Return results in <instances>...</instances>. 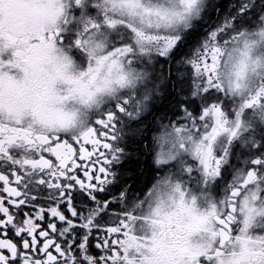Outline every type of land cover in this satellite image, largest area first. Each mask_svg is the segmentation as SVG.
<instances>
[{"label": "snow or ice", "instance_id": "snow-or-ice-1", "mask_svg": "<svg viewBox=\"0 0 264 264\" xmlns=\"http://www.w3.org/2000/svg\"><path fill=\"white\" fill-rule=\"evenodd\" d=\"M0 264H264V0H0Z\"/></svg>", "mask_w": 264, "mask_h": 264}]
</instances>
